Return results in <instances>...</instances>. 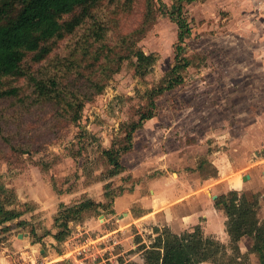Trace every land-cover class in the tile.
I'll return each instance as SVG.
<instances>
[{"label": "rangeland", "instance_id": "obj_1", "mask_svg": "<svg viewBox=\"0 0 264 264\" xmlns=\"http://www.w3.org/2000/svg\"><path fill=\"white\" fill-rule=\"evenodd\" d=\"M148 4L153 11L149 19ZM99 9L102 19L117 25L106 43L116 51L118 44L121 55L129 54L123 43L126 37L129 41L130 34L144 30L135 36L139 39L136 47L156 55L153 70L142 78L136 74V60L124 59L120 70L104 79L102 93L86 102L76 124L67 120L53 125L57 109L35 103L29 77L10 81L21 88L18 98L25 101H0L3 181L23 191V198L30 197V187L43 191L46 180L55 181L68 193L70 189L78 192L77 197L86 190L96 200L103 197V185L86 186L104 171L100 153L110 149L122 134L123 123L139 119L148 93L160 87L175 67L179 45L181 58L192 63L180 72L183 83L157 99L155 118L134 135L133 149L122 159L130 174L108 179L107 192L118 195L123 190L125 194L134 186H148L164 176L174 181L178 176H196V162L204 161L209 167V160L220 170L219 181L206 184L211 194H221V186L227 191L234 189L230 183L234 178L243 177L244 181L251 176L253 182H264V0H115ZM180 16L191 30L181 43ZM92 24L58 42L41 63L28 56L25 71L34 77L66 71L75 64V50L90 34ZM80 149L82 156L72 157ZM111 200L107 204L111 205ZM36 223L40 229L45 220ZM25 232H32L31 225L12 233L0 229V250L14 264H46L48 258L56 259L69 250L68 246H52L47 237L34 248L27 244L31 255L20 258L15 244L28 239ZM87 238L81 236L71 246L81 245ZM129 242L128 234V248ZM130 256L135 255L130 252L128 260ZM0 261L8 262L1 252Z\"/></svg>", "mask_w": 264, "mask_h": 264}, {"label": "trees", "instance_id": "obj_2", "mask_svg": "<svg viewBox=\"0 0 264 264\" xmlns=\"http://www.w3.org/2000/svg\"><path fill=\"white\" fill-rule=\"evenodd\" d=\"M115 0H0V101L15 99L20 95L21 88L9 84L14 79L29 77L28 83L33 89L34 101L38 105H46L57 109L54 115L55 123L69 120L78 123L82 119L86 102L100 95L106 86L104 79L111 78L121 68L124 59H135L134 63L137 76L146 77L153 70L157 57L147 55L137 49L139 39L135 36L142 35L144 30L129 35L127 44L128 55L118 52L119 45L108 47L106 43L110 32L116 29L114 21L102 19L100 16L102 5ZM205 1V0H202ZM130 5V2H129ZM149 5V4H148ZM149 5L147 19L153 13ZM99 9V10H98ZM130 10V9H129ZM181 10L179 9V12ZM182 16V15H181ZM178 19L179 42L191 34L188 23L182 17ZM90 34L75 50V64L62 73L54 76L34 77L27 73L24 64L28 56L34 63L46 60L54 46L75 34L80 28L88 27ZM181 47L177 46L176 65L165 77L160 87L148 93V101L140 111L138 120L123 123L122 134L113 142L110 149H103L100 153V163L104 171L100 176L87 181L86 186L97 182L107 181L122 174L126 168L122 164L123 156L129 153L134 146V135L143 128L144 124L155 118L158 108L157 99L167 90H173L183 83L180 75L182 69L188 68L191 61L181 58ZM84 79L83 83H78ZM20 102L25 99L18 98ZM59 120V121H58ZM82 156V149L72 153V157ZM204 177H217V170L211 164L200 168ZM58 194L68 193L59 189L55 181L52 182ZM110 185L105 186L106 197L115 199L117 195L108 193ZM72 190L70 189V193ZM77 205L67 207L62 205L59 218L55 225L58 229L55 239L65 242L71 234L69 222H82L87 216L98 212V208H107V205L97 204L87 195ZM113 201V200H111ZM216 205L221 206L227 217V232L231 238L229 255L226 246L220 242L206 238L201 227H196L193 232L181 235L172 233L169 229H155L161 234V240L153 242L148 248L141 245L138 251L143 252L145 264H250L249 256L241 253L239 242L245 236L254 240L251 253L257 254L260 264H264V222L257 218L260 201L257 195L240 194L231 191L219 196ZM35 205L31 202L23 203L17 191L7 185L0 177V226L1 230L11 232L14 229H24L29 223L20 221L23 216L32 212ZM7 224H11L7 226ZM50 233L47 232L46 235ZM33 238H37L32 231ZM140 239H137V242ZM38 242V239L35 241ZM128 264H137L130 262Z\"/></svg>", "mask_w": 264, "mask_h": 264}, {"label": "crops", "instance_id": "obj_3", "mask_svg": "<svg viewBox=\"0 0 264 264\" xmlns=\"http://www.w3.org/2000/svg\"><path fill=\"white\" fill-rule=\"evenodd\" d=\"M151 120L147 121V123ZM143 128L139 131L143 130ZM196 163L198 166L196 167V176H178L175 181L168 176H164L148 182V186L139 184L125 192V194L116 197L111 201V205L107 204L109 198L105 196V186L108 185V180L91 185H103L102 188L105 193H103V197L97 200L87 190L79 197H77L78 192L58 194L48 180H46L47 185L43 187V191H38V187H30L29 198H23V191L13 187L23 203L31 202L35 205L34 210L23 216L20 221H26L29 223L28 226L31 225L38 242H35L36 240L29 242V238H33L32 232L23 233V236H30L28 239L18 241L15 244L19 249L20 258H26L25 256L31 255L32 251L26 249L27 244L34 248L40 245L41 242L45 243L48 237V242L52 246H68L69 250L63 254L59 253L56 259L48 258L45 262L46 264H108L109 262L111 264H128L130 262L145 264L143 252L138 251V248L141 245H146L149 248L153 242L161 240V234L155 232V229L160 231L169 229L172 233L181 235L186 232H193L196 227H201L206 238L214 239L226 246L230 255L232 251L230 248L231 238L227 232L228 217L224 209L216 205V200L219 196L226 195L231 191H237L240 194L257 195L260 201L257 218L264 222V182L259 184L256 181L253 182L251 176L244 177V181H250L249 183H244L243 177H241L242 179L234 178L230 182L234 189L227 191L224 189L225 187L221 186L222 193L214 195L211 194L210 190L206 189V184L211 180L219 181L220 170L218 166L209 160V164L216 168L218 176L215 178L204 177L200 170L205 164L204 161L200 163L197 161ZM125 168L126 170L118 177L130 174L127 167ZM246 178L248 179L245 180ZM91 186L87 188L90 189ZM83 195H87L88 199L97 204L107 205V208L104 209L100 206L98 212L87 216L82 222H69L71 234L65 242L59 243L55 239V235L58 232L55 223L59 218L61 207L62 205L71 207L81 203ZM214 197L217 198L214 199ZM102 219H104V223H101ZM42 220H45V223L39 224L40 229H38L36 222ZM10 225L7 224V226ZM2 228L0 226V229ZM14 230L10 233L14 232ZM41 230L45 232L40 236L39 232ZM47 232L50 234L46 235ZM20 234L22 233H18V235ZM128 234L129 239L131 238L129 248L126 243ZM81 236H89L87 240L93 245L91 253L85 257L78 255L80 245H75L74 243L75 246H71L72 242H75ZM137 239H140V241L137 242ZM253 246L254 240L249 236L243 237L239 242L241 253L249 256L250 264H260L257 254L251 253ZM0 252L5 259H8V262L0 261V264H5V262L14 264L11 260L12 258L6 255V252L2 250ZM130 252L135 256H130L131 258L128 260L126 256ZM201 264L212 263L203 262Z\"/></svg>", "mask_w": 264, "mask_h": 264}, {"label": "built area", "instance_id": "obj_4", "mask_svg": "<svg viewBox=\"0 0 264 264\" xmlns=\"http://www.w3.org/2000/svg\"><path fill=\"white\" fill-rule=\"evenodd\" d=\"M92 246L93 245L90 244V241H88V240L85 243H82L80 245L79 250H78V255L81 257H85V256L89 255L91 253V250H92L91 247Z\"/></svg>", "mask_w": 264, "mask_h": 264}, {"label": "water", "instance_id": "obj_5", "mask_svg": "<svg viewBox=\"0 0 264 264\" xmlns=\"http://www.w3.org/2000/svg\"><path fill=\"white\" fill-rule=\"evenodd\" d=\"M248 178H246L245 180H247ZM217 197H214V199H216Z\"/></svg>", "mask_w": 264, "mask_h": 264}]
</instances>
